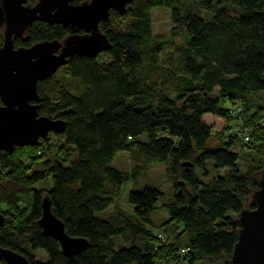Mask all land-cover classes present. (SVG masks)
I'll return each instance as SVG.
<instances>
[{
	"label": "trees",
	"instance_id": "1",
	"mask_svg": "<svg viewBox=\"0 0 264 264\" xmlns=\"http://www.w3.org/2000/svg\"><path fill=\"white\" fill-rule=\"evenodd\" d=\"M154 7L170 9L167 37L182 41L172 57L165 36L153 33ZM100 30L110 43L104 59L75 55L62 74L37 83L38 113L65 122L51 133L73 159L46 158L26 173L14 157L24 146L0 151V246L29 264H229L239 213L264 167V105L249 101L264 93V0H132ZM68 31L35 22L15 45L60 41ZM120 151L134 162L129 171L112 165ZM153 163L171 182L158 235L152 213L165 191L140 183ZM210 169L227 170L205 177ZM47 179L50 187L34 186ZM127 181L137 186L127 196L132 212L115 204ZM44 196L86 249L67 256L43 233ZM38 250L47 260L35 258Z\"/></svg>",
	"mask_w": 264,
	"mask_h": 264
},
{
	"label": "water",
	"instance_id": "2",
	"mask_svg": "<svg viewBox=\"0 0 264 264\" xmlns=\"http://www.w3.org/2000/svg\"><path fill=\"white\" fill-rule=\"evenodd\" d=\"M37 0L23 7V0H1L0 23L5 24L0 46V151L12 152L17 146H37L49 133H62L65 122L39 115L37 83L54 75L75 55L94 57L107 51L110 43L100 23L110 10L124 12L132 0ZM61 24L72 33L62 40L44 41L15 48L13 36H21L34 20ZM2 168L0 166V173ZM258 188L251 194L253 208H243L238 217L240 229L229 264H264V168ZM4 216L0 212V224ZM37 223L44 234L59 242L63 254L73 256L89 246L82 237L65 232L64 224L50 210L47 196ZM0 261L5 264H29L21 253L0 246Z\"/></svg>",
	"mask_w": 264,
	"mask_h": 264
},
{
	"label": "rangeland",
	"instance_id": "3",
	"mask_svg": "<svg viewBox=\"0 0 264 264\" xmlns=\"http://www.w3.org/2000/svg\"><path fill=\"white\" fill-rule=\"evenodd\" d=\"M186 1H189V0H186ZM150 11L152 14L153 33H155V35H158V36H165V38L168 40L165 53H169V55L168 54L167 55L169 57H172L174 55L175 50L179 46H182V41L180 39L169 40L167 37V32L172 26V22L170 19V9L166 7H154ZM114 19L118 20L119 17H115ZM100 58L104 59V56H101L100 54ZM63 67L58 70L57 75L63 73L64 71ZM263 98H264V93L254 94L249 97V101L251 100L250 103L252 105L256 103L259 104L260 102L264 105ZM250 109L248 113L254 110V109L252 110ZM236 123H238V119H233L232 121H230L231 129L238 128V125ZM220 124H222V121L219 122L218 124L219 127L222 126ZM229 132H231V130ZM39 141H40V144L37 147L32 148L29 146H24L14 151V157L21 163V167L26 173H28L31 169L35 168L41 160H44L46 158L55 160V161H60V162H63L64 164H67L74 157L73 150H71L69 147L63 146L64 142L61 136H57L51 133L46 138H40ZM210 143L211 145L216 144V141L214 140L213 136H211ZM233 150H241V145L238 144L237 146L233 147ZM112 165L120 170L129 171L134 165V162L133 160H131L129 153L127 151H120L113 158ZM240 168L243 169L244 165L240 164ZM226 170L227 169L215 171L213 169H210L208 170V174L205 177H212L215 174L223 173ZM261 171L257 175V183H259V181L262 179ZM3 172L4 171L2 170L0 174H2ZM197 172L198 174L202 173V171L200 170H198ZM205 177H203L204 180L207 179ZM140 183H141V186H144V185L157 186L161 188L163 191H165V196L158 200L157 205L159 206V208L156 209L152 213V218H153L152 226H154L153 231L155 232V235H158L159 231L160 232L163 231L161 228V225L163 224L162 222L166 220V215H167V210L160 206L164 202H166L168 195L170 193V190H171L170 178L165 172L164 164H157V163L151 164L146 174L144 175L143 180ZM34 186L36 188L46 189L51 186V181L50 179L39 181V182H36ZM135 187L137 186H135L131 181L125 182L122 185L118 194L116 195L115 204L121 208L127 209V211L132 212V206L128 203L127 196L129 194V191L133 190V188ZM253 191H251V194ZM251 194L249 198L246 200L244 208L248 209L252 205L251 204ZM111 208L112 207H110L108 210H111ZM4 209L5 210L7 209L5 205L4 207H2V210ZM34 254H35V258L38 260H44V261L47 260V255L44 253V251L38 250V251H35Z\"/></svg>",
	"mask_w": 264,
	"mask_h": 264
},
{
	"label": "flooded vegetation",
	"instance_id": "4",
	"mask_svg": "<svg viewBox=\"0 0 264 264\" xmlns=\"http://www.w3.org/2000/svg\"><path fill=\"white\" fill-rule=\"evenodd\" d=\"M84 1H86V0H84ZM83 1V2H84ZM0 2H1V0H0ZM37 3V0H23V2L21 3V5L23 6V7H33L35 4ZM73 3H76V4H79L80 2H78L77 0H75ZM82 3V2H81ZM111 11V10H110ZM35 22H46V21H41V20H34L28 27H27V29L25 30V32L23 33V35H21V36H13V44H14V47L15 48H19V47H29V46H31V45H29V46H26V45H15V41L17 40V39H20L22 42H25V41H27L28 39H29V37H28V34H29V30H30V27L35 23ZM46 23H48V22H46ZM48 24H56V23H48ZM63 26V25H62ZM69 31H68V33H67V35H70V34H72V33H76V34H79V35H82V34H84V31L82 30V29H80V30H78V31H76V32H74V31H71V29L69 28V27H66ZM4 31H5V24L4 23H0V46H2V42H3V39H4ZM66 35V36H67ZM42 42V41H41ZM44 42V41H43ZM37 43H39V42H37ZM34 44H36V43H34ZM33 45V44H32ZM100 54V53H99ZM61 68V67H60ZM59 68V69H60Z\"/></svg>",
	"mask_w": 264,
	"mask_h": 264
},
{
	"label": "built area",
	"instance_id": "5",
	"mask_svg": "<svg viewBox=\"0 0 264 264\" xmlns=\"http://www.w3.org/2000/svg\"><path fill=\"white\" fill-rule=\"evenodd\" d=\"M245 138H246V137H245ZM246 139H247V138H246ZM181 251H182V252H184V251H185V249H182Z\"/></svg>",
	"mask_w": 264,
	"mask_h": 264
}]
</instances>
